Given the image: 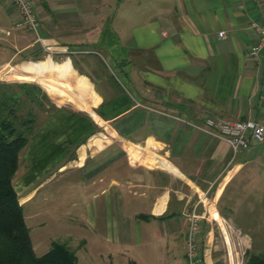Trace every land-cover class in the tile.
<instances>
[{
    "label": "crops",
    "instance_id": "obj_1",
    "mask_svg": "<svg viewBox=\"0 0 264 264\" xmlns=\"http://www.w3.org/2000/svg\"><path fill=\"white\" fill-rule=\"evenodd\" d=\"M35 1L46 14L41 42L25 47L31 75L0 77L42 83L54 115L24 148L44 173L54 164L80 172L99 199L79 222L97 237L91 263L186 264L194 206L200 264H246L251 246L233 257L230 238L264 237V144L253 141L230 162L226 142L189 123L264 124V47L249 54V25L264 24V0H125L110 15L79 0ZM18 22L17 8L0 0V70L20 60ZM95 53L111 71L84 58Z\"/></svg>",
    "mask_w": 264,
    "mask_h": 264
},
{
    "label": "rangeland",
    "instance_id": "obj_2",
    "mask_svg": "<svg viewBox=\"0 0 264 264\" xmlns=\"http://www.w3.org/2000/svg\"><path fill=\"white\" fill-rule=\"evenodd\" d=\"M29 1L33 6L37 18L39 17L40 19L42 18L45 20V8L40 5L41 2H38L37 4L35 0ZM79 3L83 8L91 6L94 7V9L97 8L99 11H103V9H106L107 11L109 10L110 15L118 5L121 3L125 4V0H79ZM42 7L43 11L38 13ZM109 15H107V17ZM48 17L50 21L52 17ZM104 19V21L107 22L108 19ZM48 23L49 22L47 21L46 24ZM26 30H20L18 32V37L20 38L18 46L22 49L20 60L9 66H5L0 70V73L10 70V72L22 73L27 76L31 75L26 72L28 69L26 64L32 60H30L31 57L27 56L29 50L25 49V47L28 45L30 46V43L34 42V35ZM30 48L34 49L36 46ZM42 55L47 57L46 52ZM56 55H58L57 57L59 59L60 53ZM85 55L86 54L83 56ZM84 58H90L95 61V64L100 70H103L104 68V70H107L108 72L111 71L109 60H103L98 53ZM38 75L40 80L44 82V75L42 73L41 75ZM20 78L21 79H11L6 78V76L4 78L0 77V116H2V118L10 116V114L4 110L5 104L6 106L13 107V116H15V119L17 118V120L28 117L27 113L31 109L35 114V128L38 129L40 125H43L52 115H54L51 106L52 103H50L47 98L41 96L40 93H37V91H29L25 93L21 88V85L23 84L42 88V83L38 80L27 78L26 76ZM42 92L44 93L43 90ZM47 95L56 103H62L71 108L70 110L73 113H78V115L81 114V111L77 110L78 108L76 104L72 102L67 103L65 98L63 102H61L59 99L52 97L48 93ZM13 96H16L17 99H14ZM35 96L38 99L35 102H32L30 98H34ZM60 114L65 115L66 113H58L57 116L60 117ZM82 114L87 116V113ZM100 131L102 134H106L104 126L101 127ZM20 154V163L13 178V185L18 196V202L22 205L24 220L29 229V236L34 253L36 256H41L50 249L52 242H62L74 251L78 258L77 264H88L87 262L92 264V250L96 244L95 240L97 237L94 236L92 228L85 225L82 226L79 223L82 220L80 216L89 213V210L94 209V201L99 200L92 197V187L83 183L80 172L71 169L67 171L57 170V166L54 164L52 170L48 173H44L45 170H42V168H45V165H43L44 163L34 164L35 162H32L28 149L23 148ZM232 155L231 151L230 162L234 160ZM87 186L89 189L86 191ZM22 196L26 197V199L28 198L26 203H21ZM230 242L233 257L238 256L240 259L242 256L243 258L245 257L244 251L248 249L249 246H251V252L256 248H260L261 250L264 249V237L260 238L254 236L249 239L243 236H236L230 238ZM99 262L101 261H98L97 264H99Z\"/></svg>",
    "mask_w": 264,
    "mask_h": 264
},
{
    "label": "trees",
    "instance_id": "obj_3",
    "mask_svg": "<svg viewBox=\"0 0 264 264\" xmlns=\"http://www.w3.org/2000/svg\"><path fill=\"white\" fill-rule=\"evenodd\" d=\"M21 88L25 93L37 91L47 98L37 86L23 84ZM37 99L36 96L30 98L32 102ZM4 106L10 116H0V264H77L74 251L62 242H52L50 249L41 256H36L33 251L13 178L19 166L20 152L36 130L35 114L30 109L28 117L17 120L13 116V107ZM245 255L246 264H264L263 252L246 251Z\"/></svg>",
    "mask_w": 264,
    "mask_h": 264
},
{
    "label": "built area",
    "instance_id": "obj_4",
    "mask_svg": "<svg viewBox=\"0 0 264 264\" xmlns=\"http://www.w3.org/2000/svg\"><path fill=\"white\" fill-rule=\"evenodd\" d=\"M8 1H10L19 12V22L17 24L30 31L34 35L35 42H41L38 18L31 2L29 0ZM249 29L252 30L255 37L249 54L257 58L264 47V24L253 21L250 23ZM218 35L222 36L223 32L220 31ZM189 124L194 129L206 135L226 142L231 148L233 154L232 158H235L241 151L249 149L253 141L264 144V124L252 120H229L209 116L201 123L191 122ZM186 217L188 221L185 246L186 264H200V259L196 250L200 215L193 206L187 210Z\"/></svg>",
    "mask_w": 264,
    "mask_h": 264
}]
</instances>
